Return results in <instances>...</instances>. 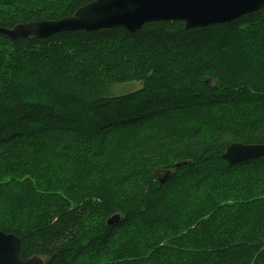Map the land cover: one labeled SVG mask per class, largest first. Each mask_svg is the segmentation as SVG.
<instances>
[{
    "label": "trees",
    "instance_id": "obj_1",
    "mask_svg": "<svg viewBox=\"0 0 264 264\" xmlns=\"http://www.w3.org/2000/svg\"><path fill=\"white\" fill-rule=\"evenodd\" d=\"M42 1L0 0V27L59 20L93 0H45L33 10ZM249 35L254 49L243 58L232 53L235 64L255 67L241 80L236 67L229 75L209 64L215 56L194 52L234 46ZM0 41V193L10 197L0 205L7 210L0 213V231L20 238L21 261L97 264L119 235L137 229L143 233L114 264H264V207L247 205L238 214L235 202L197 201L195 192L186 204L168 200L176 186L201 189L244 168L264 172V156L239 164L221 158L233 143L264 144V7L190 30L168 21L133 34L113 28L47 39L0 34ZM125 85L134 87L115 94ZM23 88L29 95L18 98ZM240 112L243 120L229 124ZM78 132L88 134L71 136ZM114 139L125 142L123 153L99 168ZM66 151L75 159L73 176L65 188L55 183L47 190ZM167 171L172 176L161 184L154 173ZM255 180L264 181V174ZM243 196L241 189L235 201ZM185 205L188 221L179 216ZM115 214L122 220L107 226ZM180 227L177 249L165 240L153 248L158 232Z\"/></svg>",
    "mask_w": 264,
    "mask_h": 264
},
{
    "label": "water",
    "instance_id": "obj_2",
    "mask_svg": "<svg viewBox=\"0 0 264 264\" xmlns=\"http://www.w3.org/2000/svg\"><path fill=\"white\" fill-rule=\"evenodd\" d=\"M264 0H93L78 8L73 15L54 21L17 24L13 28L0 27V34L10 40L47 39L76 31L95 32L101 29L122 28L130 34L152 22L179 21L185 30L229 23L244 15L259 11ZM264 156V144L233 143L221 158L228 164H239ZM176 164V168L183 166ZM154 176L162 184L172 176L167 171ZM122 220L119 214L106 221L114 226ZM21 240L0 231V264H47L33 256L25 261L18 257Z\"/></svg>",
    "mask_w": 264,
    "mask_h": 264
},
{
    "label": "rangeland",
    "instance_id": "obj_3",
    "mask_svg": "<svg viewBox=\"0 0 264 264\" xmlns=\"http://www.w3.org/2000/svg\"><path fill=\"white\" fill-rule=\"evenodd\" d=\"M42 4H45V0H43L42 2H39L33 10H41ZM255 32H256V37H257V35L259 34L257 33V29L255 30ZM250 38H252L251 35L247 36L246 40H238L235 42L234 46H230V47L226 46V47H223L222 49L219 48L216 50L200 48L199 50H196L194 52L197 53L198 56H201L202 58L206 60L215 56L214 58L216 60H214L213 63H209V64L213 66L218 64L219 71H221L222 69L223 72H226L229 75L232 73L235 75V67H236V69L241 71V73L243 74L242 76L239 77V79L241 80L249 72L254 71L255 67L244 69L243 66H241V64H235V55L232 53H235V50H239L237 54L241 56L242 54L250 53L254 49V45H255V41H251ZM1 42L2 41H0V44ZM0 48L2 49L1 45H0ZM250 55H251L250 58L255 56L254 54H250ZM230 65L233 67L234 72L229 71ZM226 68L228 69L226 70ZM235 82H237V80ZM132 87H134V85L132 86L125 85V86H121L117 88L114 91H115V94L117 95H123L131 91ZM28 95L29 94L26 93L24 88L18 94H16L18 98L22 96H28ZM81 114L82 113H80V115ZM244 117H245L244 113L242 112H240L237 115L231 114L230 117L228 118V122L229 124L230 123L237 124L239 121L243 120ZM257 117L260 119L263 118V116L261 115H258ZM87 134L88 133L86 132H78V133L72 134L71 136L73 138H76V137H84ZM124 144L125 142H120L117 139H114V144H111L110 146V148L112 149V153L107 155L105 159L102 160V163L100 162L99 168L106 167L110 165L108 163L115 161V159L123 153L122 150H120V147H122ZM30 150H33V149L30 148ZM54 154L58 155V151L55 150ZM59 162L60 163L58 165L60 167L54 168L50 174V177L48 179L50 182L47 185V190H49V188L55 183H57L59 187L65 188L63 187L62 183H65L66 180H69V178L73 176V175L70 176L71 173L72 172L74 173L76 169L75 159L70 158V156L67 155V151L65 153H62V157L59 159ZM244 170L245 171H241V172H233L230 174L229 177L227 176L223 178L222 177L211 178L206 183L204 188H201V189L195 188L192 183L186 184V186H176L172 189L173 193L171 194L170 197H168V200L174 204H181V203L186 204L185 202H189L190 200L195 199L196 195L193 194L195 192L200 197L197 201H201V199L204 201V200H207V198L209 197H214L217 200V203H221L222 206H228L229 204H233V202H235L233 206L235 207V212H237L238 214H239V211L243 210L247 205L251 206L252 209L254 207H260V208L264 207V181L255 180L257 177H261L264 174V172L263 171L262 172L253 171V170H250V168H244ZM0 171H3L1 167H0ZM210 173H212V171H210ZM253 181H254L253 190L256 191L255 195L250 193L251 185H252L251 183ZM23 187L24 186L18 187L16 191L23 190ZM241 189L243 191L244 196L235 201V196L241 191ZM9 198H10L9 196H5L0 193V205L7 203ZM93 199H96V198H93ZM93 203H99V201L94 200ZM182 207L183 208L179 211V216L183 218L185 221H188L191 215L189 206L185 205ZM1 211H3V213L7 212V210H5L3 207H0V213ZM21 216L22 215H19V218ZM4 224L8 225V223H4ZM134 231H135L134 234L123 233L119 235L118 242H116L115 244V241H114L113 243L114 245H112L109 248L108 254L102 258L97 259V264H114L118 262L120 259L119 254L121 250L125 248L126 246H129L131 242V238L135 236L136 234L143 233L141 231H137V229H135ZM164 232L165 231H163L162 234L158 232L161 237V241L160 242L155 241V245L153 246V248L157 249L159 246L162 245L161 242L165 240L164 243L168 245V248L177 249L178 247L175 245V242L178 239V237L184 232L183 228L182 230H179L178 233H176V229H172V231H169L167 233H164Z\"/></svg>",
    "mask_w": 264,
    "mask_h": 264
}]
</instances>
